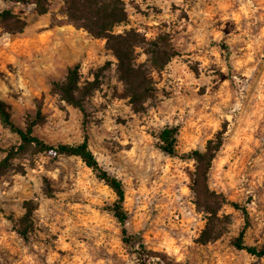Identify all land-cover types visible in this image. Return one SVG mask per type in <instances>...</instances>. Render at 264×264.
Masks as SVG:
<instances>
[{
    "label": "rangeland",
    "instance_id": "rangeland-1",
    "mask_svg": "<svg viewBox=\"0 0 264 264\" xmlns=\"http://www.w3.org/2000/svg\"><path fill=\"white\" fill-rule=\"evenodd\" d=\"M126 19L113 27L147 39L165 34L175 54L151 69L153 91L135 111L104 39L74 25L63 0H0L25 21L19 33L0 27V98L20 126L36 112L33 133L77 144L84 137L98 163L122 182L128 234L144 245V264H264L233 246L244 224L223 205L207 220L191 191L194 161L159 148L158 131L177 126L176 148L203 147L224 128L211 162L209 187L244 206V242L264 244V0H123ZM137 62H146L136 48ZM78 63L82 79L97 72L100 87L85 113L50 93ZM0 122V160L17 145ZM0 175V264H134L121 226L106 206L112 189L74 155L26 150ZM36 203L23 217L24 200ZM25 229L26 237L18 230ZM139 248L138 244L135 246Z\"/></svg>",
    "mask_w": 264,
    "mask_h": 264
},
{
    "label": "trees",
    "instance_id": "trees-1",
    "mask_svg": "<svg viewBox=\"0 0 264 264\" xmlns=\"http://www.w3.org/2000/svg\"><path fill=\"white\" fill-rule=\"evenodd\" d=\"M10 1L34 3L36 11L39 13L46 10V0ZM63 2L64 12L74 25L82 27L94 37L104 39L106 49L110 50L116 59V74L123 85L124 94L128 97L133 110L141 109L143 102L151 96L153 91L150 70L161 69L176 53L169 39L165 34H158L154 38L147 39L134 29L125 30L121 33L113 32V27L126 19L123 0H63ZM24 25V19L10 8L0 11V27L4 31L19 33ZM136 48H141L142 52L145 53L146 62L136 61ZM98 78V73L95 72L92 79H82L79 64L74 63L67 67L62 79L51 81L50 93L84 112L85 103L100 87ZM40 118L38 111L31 120L27 119L25 124L20 126L12 118L10 104L0 98V122L16 133L19 138L18 144L8 148L5 156L0 160V175L7 170L10 157L26 150L46 152L53 157L60 154L79 157L114 192L115 200L106 207L120 223L122 242L132 247V251L136 254L134 264H144L142 255L144 245L141 242V237L138 234H128L125 227L127 212L123 205L124 189L121 180L100 166L88 146L86 137L77 144H51L34 134L33 126L40 121ZM177 134V126L166 125L161 128L157 135L159 148L170 156L194 161L191 191L196 207L205 213L208 221L217 217V213L223 205L228 204L240 209L244 217V224L232 240L233 246L255 256H264V244L257 247L244 242L243 236L248 224L246 208L209 187L208 175L211 162L223 144L224 128L216 131L203 147L192 148L186 152L177 150ZM23 208V217L26 220L31 219L36 203L30 199L24 200ZM18 232L26 237L25 229H19ZM137 244L138 249L135 248Z\"/></svg>",
    "mask_w": 264,
    "mask_h": 264
}]
</instances>
